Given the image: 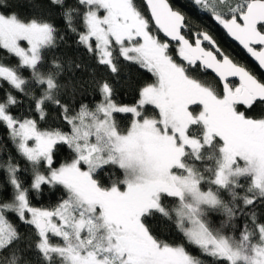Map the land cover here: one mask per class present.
<instances>
[{
  "label": "snow or ice",
  "instance_id": "6c2138e0",
  "mask_svg": "<svg viewBox=\"0 0 264 264\" xmlns=\"http://www.w3.org/2000/svg\"><path fill=\"white\" fill-rule=\"evenodd\" d=\"M50 2L99 65L116 74L122 59L154 80L139 88L133 105L117 103L103 80L96 82L101 99L94 107L70 108L60 98L63 65L55 56L47 61L63 39L57 27L43 16L21 18L0 0V51L17 60L0 63V80L29 99L39 120L51 105L70 126L41 129L33 116L12 113L20 103L12 91L0 99V124L32 171L25 186L19 163L11 156L0 160V189L11 188L7 199L0 196V264H27L13 216L32 229L27 247L41 264H206L201 256L213 264H264V222L249 211L264 203V114L248 115L264 104V82L207 32L193 33V42L184 32L185 16L168 0H143V8L136 0ZM194 3L264 69V0ZM201 69L216 74L215 86L198 79ZM147 105L155 115L145 114ZM117 113L131 114L126 129ZM60 145L72 156L57 165ZM109 168L123 179L105 186L97 177ZM44 185L60 186L66 195L54 207H35L30 191ZM157 214L173 222L182 242L154 234ZM213 214L223 217L218 226Z\"/></svg>",
  "mask_w": 264,
  "mask_h": 264
},
{
  "label": "trees",
  "instance_id": "16d2710c",
  "mask_svg": "<svg viewBox=\"0 0 264 264\" xmlns=\"http://www.w3.org/2000/svg\"><path fill=\"white\" fill-rule=\"evenodd\" d=\"M11 5V10L16 11L21 18H30L33 16H43L53 23L59 35L63 37L62 40L58 39L57 46L51 52L47 53V61L50 62L53 56L57 57L63 65V72L59 77V81L63 86L60 92L62 103L69 105L70 108L78 110L81 104H86L89 107H94L101 99L99 91L96 87L97 81L107 80L114 89V100L119 104L133 105L138 100L139 88L146 83H152L154 77L146 70L139 68L138 65L130 64L121 59L119 63V72L116 74L111 73L105 66L99 65L96 58L87 52L82 46L77 44L78 37L75 33L67 30L62 17V9L59 6L51 4L50 0H7ZM174 10L181 12L185 16L187 27L184 32L190 39L194 41L193 33L197 31L207 32L213 37L216 45L227 54L234 62L240 64L250 71L259 79L264 82V76L259 72L255 65H253L246 55L229 39L225 36L219 25L211 18L208 13L201 12L194 1L192 0H168ZM140 7H144L142 0H136ZM75 4V0H65V6ZM161 35V34H160ZM162 37V36H161ZM163 38V37H162ZM176 45H172L173 50ZM175 55V52L172 53ZM177 59H179L177 57ZM0 63L15 65L17 60L15 57L9 56L7 53L0 51ZM79 65L80 67H76ZM28 76L27 72L23 73ZM198 79L207 82L213 86L217 81L207 72L202 69L198 74ZM233 86L237 85L231 82ZM12 91L20 103L12 107L11 111L18 117L33 116L38 120L41 129L59 128L63 131H70L68 126L59 116V109L49 105L47 111L48 115L45 120H39L38 115L30 108L29 99L21 93L15 92L11 86L0 80V99L4 98L6 94ZM146 115H155L156 112L153 106H145ZM264 114V104H257L251 111L248 112L249 116L259 117ZM119 127L123 130L126 129L131 121V114H114ZM9 156L13 157L20 166L18 175L20 179L28 186L31 182L32 171L30 165L18 154L15 145L13 144L8 129L0 124V160H6ZM72 156L70 150L66 145H60L56 151L57 165L65 160L70 159ZM4 173L0 172V182L4 179ZM102 179L105 186H110L115 180H122L123 173L119 169L109 168L106 172L100 173L97 177ZM123 187V186H121ZM11 193V188L6 190L0 189V196L7 199ZM64 189L60 186L52 187L49 185L42 186L39 193L34 190L30 191V201L35 207L51 208L54 207L64 196ZM166 204L174 203V201L165 200ZM255 211L259 221L264 222V203H257L255 208L249 209ZM215 223L218 226L220 220L223 218L219 214H213ZM245 217H239L237 223L243 225ZM13 221L17 223L21 235L25 238L24 242L20 245L19 255L22 261L27 264H41V257L34 250L27 247V240L31 238L32 229L30 226L20 224L13 216ZM151 227L155 235L162 240L168 242L180 243L182 236L177 232L172 221L157 214L151 218ZM53 242H57L53 238ZM186 243V242H184ZM188 250L194 255H200L198 249L188 246ZM4 255H7L6 253ZM206 264H213L209 257H203Z\"/></svg>",
  "mask_w": 264,
  "mask_h": 264
},
{
  "label": "water",
  "instance_id": "95a60500",
  "mask_svg": "<svg viewBox=\"0 0 264 264\" xmlns=\"http://www.w3.org/2000/svg\"><path fill=\"white\" fill-rule=\"evenodd\" d=\"M142 3L144 5V2L142 0ZM169 3V2H168ZM170 4V3H169ZM171 6V5H170ZM144 7H146L144 5ZM172 7V6H171ZM221 29L223 31V33L225 34V36L229 39V41H231L234 45H236L245 55L246 57L250 60V62L256 66V68L259 70V72L264 76V69H261L259 67V64L258 62L247 52L246 49L243 48V46L238 42L236 41L233 37H231L230 35H228L227 31L221 26ZM161 36L163 37V34L161 33ZM194 42V41H193ZM173 45H175V43H173ZM203 46L205 48H210L211 46L207 43V42H204L203 43ZM256 47H259L258 45ZM204 72H207L208 74H210L216 81H218V77H216V74L211 70V69H208V70H204L202 69ZM230 80V83L231 82H235L237 84H239V80L238 78H229Z\"/></svg>",
  "mask_w": 264,
  "mask_h": 264
},
{
  "label": "rangeland",
  "instance_id": "374dc122",
  "mask_svg": "<svg viewBox=\"0 0 264 264\" xmlns=\"http://www.w3.org/2000/svg\"><path fill=\"white\" fill-rule=\"evenodd\" d=\"M192 1H194V0H192ZM197 8L201 11V12H203L198 6H197ZM205 13V12H204ZM26 46V45H25ZM148 106H151V105H148Z\"/></svg>",
  "mask_w": 264,
  "mask_h": 264
},
{
  "label": "flooded vegetation",
  "instance_id": "af4514ba",
  "mask_svg": "<svg viewBox=\"0 0 264 264\" xmlns=\"http://www.w3.org/2000/svg\"><path fill=\"white\" fill-rule=\"evenodd\" d=\"M238 85V84H237Z\"/></svg>",
  "mask_w": 264,
  "mask_h": 264
}]
</instances>
